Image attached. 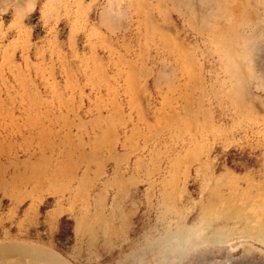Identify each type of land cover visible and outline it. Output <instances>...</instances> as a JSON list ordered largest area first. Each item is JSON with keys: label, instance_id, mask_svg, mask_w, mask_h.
<instances>
[{"label": "rangeland", "instance_id": "obj_1", "mask_svg": "<svg viewBox=\"0 0 264 264\" xmlns=\"http://www.w3.org/2000/svg\"><path fill=\"white\" fill-rule=\"evenodd\" d=\"M263 221L264 0H0V243L264 264Z\"/></svg>", "mask_w": 264, "mask_h": 264}, {"label": "bare ground", "instance_id": "obj_2", "mask_svg": "<svg viewBox=\"0 0 264 264\" xmlns=\"http://www.w3.org/2000/svg\"><path fill=\"white\" fill-rule=\"evenodd\" d=\"M83 219V218H82ZM264 222V221H263ZM171 227H167L169 229ZM184 229L165 230L157 232L151 237H143L136 243V248L124 254L126 260H130L131 264H148L144 263V258L148 254H153L154 264H162L161 262H170L186 256L193 248L192 245L202 242L188 240L181 235ZM103 234V233H102ZM247 234L248 231H247ZM215 244L220 246L225 242L228 234L216 233ZM255 242L264 246V224L259 226L258 231L252 236ZM105 237V236H104ZM190 238V237H189ZM105 242V240H104ZM106 243V242H105ZM252 243V242H251ZM250 243V244H251ZM203 244V243H202ZM206 244V242H204ZM155 254V255H154ZM243 262L250 259L241 258ZM232 261H225L218 264H231ZM0 264H68L57 253L49 250L47 247L36 246L29 243H0Z\"/></svg>", "mask_w": 264, "mask_h": 264}]
</instances>
